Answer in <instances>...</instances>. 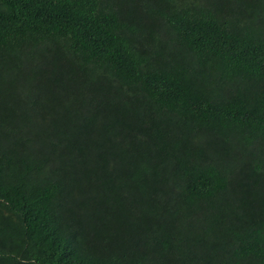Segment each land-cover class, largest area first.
<instances>
[{
    "label": "trees",
    "instance_id": "1",
    "mask_svg": "<svg viewBox=\"0 0 264 264\" xmlns=\"http://www.w3.org/2000/svg\"><path fill=\"white\" fill-rule=\"evenodd\" d=\"M0 264H264V0H0Z\"/></svg>",
    "mask_w": 264,
    "mask_h": 264
}]
</instances>
